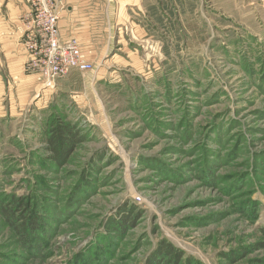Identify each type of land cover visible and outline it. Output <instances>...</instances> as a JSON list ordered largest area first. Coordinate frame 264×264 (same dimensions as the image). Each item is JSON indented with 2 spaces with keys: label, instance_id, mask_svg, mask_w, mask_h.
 <instances>
[{
  "label": "rangeland",
  "instance_id": "rangeland-1",
  "mask_svg": "<svg viewBox=\"0 0 264 264\" xmlns=\"http://www.w3.org/2000/svg\"><path fill=\"white\" fill-rule=\"evenodd\" d=\"M78 5L93 68L52 89L0 40V264H264V0Z\"/></svg>",
  "mask_w": 264,
  "mask_h": 264
},
{
  "label": "built area",
  "instance_id": "built-area-1",
  "mask_svg": "<svg viewBox=\"0 0 264 264\" xmlns=\"http://www.w3.org/2000/svg\"><path fill=\"white\" fill-rule=\"evenodd\" d=\"M23 46L28 51L26 68L38 73L44 86L52 89L71 71L93 68L78 38H65L60 29L62 0H26Z\"/></svg>",
  "mask_w": 264,
  "mask_h": 264
},
{
  "label": "crops",
  "instance_id": "crops-1",
  "mask_svg": "<svg viewBox=\"0 0 264 264\" xmlns=\"http://www.w3.org/2000/svg\"><path fill=\"white\" fill-rule=\"evenodd\" d=\"M62 2L65 4V8L62 10L59 24L63 37H76L82 45H91L90 48L93 50L95 42L91 41L89 34H91L90 28L95 27L96 21L93 17H89L88 14H86L82 5H78L79 0H62ZM7 9L9 18H7V20H0V23L4 24L2 27H6L4 31L6 36L1 37L0 40L3 41V45H5L3 52H11V50L15 52L14 54L11 53L13 55L12 68L17 67V69H20L26 57L25 50L21 46L17 47V40L19 41L25 30L24 24H21L20 16L22 17L23 13L28 11L29 7L25 0H9ZM16 48L20 49L17 53L16 50L18 49ZM16 64L17 66H15ZM72 72L76 71L74 70L71 71V73ZM29 78V80L35 81L33 76H29Z\"/></svg>",
  "mask_w": 264,
  "mask_h": 264
},
{
  "label": "trees",
  "instance_id": "trees-1",
  "mask_svg": "<svg viewBox=\"0 0 264 264\" xmlns=\"http://www.w3.org/2000/svg\"><path fill=\"white\" fill-rule=\"evenodd\" d=\"M48 135V143L50 151L53 153V159L60 165L66 164L77 144L80 142L79 137L74 131L62 123L54 124L53 129ZM34 222L35 220L30 219L27 229H30L32 226L35 227ZM20 226L14 225V227L20 229V232L26 231L20 228ZM161 258L165 260L163 261L164 264H181L183 255L173 245L162 242L156 253L148 260L147 264H161Z\"/></svg>",
  "mask_w": 264,
  "mask_h": 264
}]
</instances>
